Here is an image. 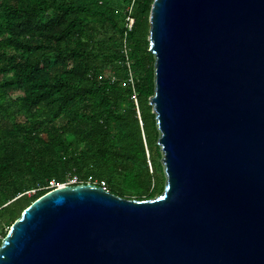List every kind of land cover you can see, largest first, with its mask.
<instances>
[{
    "label": "water",
    "instance_id": "1",
    "mask_svg": "<svg viewBox=\"0 0 264 264\" xmlns=\"http://www.w3.org/2000/svg\"><path fill=\"white\" fill-rule=\"evenodd\" d=\"M148 22L163 191L54 189L0 264H264V0H153Z\"/></svg>",
    "mask_w": 264,
    "mask_h": 264
},
{
    "label": "trees",
    "instance_id": "2",
    "mask_svg": "<svg viewBox=\"0 0 264 264\" xmlns=\"http://www.w3.org/2000/svg\"><path fill=\"white\" fill-rule=\"evenodd\" d=\"M130 2L0 0V244L50 181L93 176L136 201L163 191L152 171L153 0H134L127 31Z\"/></svg>",
    "mask_w": 264,
    "mask_h": 264
},
{
    "label": "built area",
    "instance_id": "3",
    "mask_svg": "<svg viewBox=\"0 0 264 264\" xmlns=\"http://www.w3.org/2000/svg\"><path fill=\"white\" fill-rule=\"evenodd\" d=\"M133 2H134V0H131L129 6L127 7L128 15H127L126 20H125L126 21L125 28L127 31H130L132 29V25L134 22L133 18L130 16ZM127 80H128V82H132L131 75L129 76V78ZM85 184L96 186L98 188H101L104 191H107V189H106L107 186H106L105 181L98 179V178H95L93 176H87V177H84L83 179H80L77 176H70L68 179H66L63 183H60V184H56L53 181H50L48 183V186L46 187V189H48V192H50L54 189L65 187V186H76V185H85ZM0 236H1V228H0Z\"/></svg>",
    "mask_w": 264,
    "mask_h": 264
},
{
    "label": "rangeland",
    "instance_id": "4",
    "mask_svg": "<svg viewBox=\"0 0 264 264\" xmlns=\"http://www.w3.org/2000/svg\"><path fill=\"white\" fill-rule=\"evenodd\" d=\"M19 95H20V93L18 91H11L10 92V96L12 98H16ZM154 148L155 147L151 148L152 155L155 154V149ZM155 159H156L155 162L152 164V171H153V173H155L156 175H159V177L162 178L164 175H163V167H162V164L160 163L161 154H160V156H157Z\"/></svg>",
    "mask_w": 264,
    "mask_h": 264
}]
</instances>
